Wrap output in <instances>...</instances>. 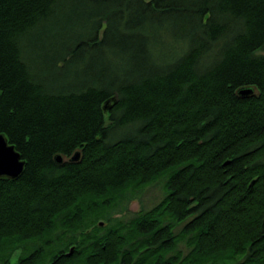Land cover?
I'll use <instances>...</instances> for the list:
<instances>
[{"label":"trees","instance_id":"trees-1","mask_svg":"<svg viewBox=\"0 0 264 264\" xmlns=\"http://www.w3.org/2000/svg\"><path fill=\"white\" fill-rule=\"evenodd\" d=\"M261 51L264 0H0V264H264Z\"/></svg>","mask_w":264,"mask_h":264},{"label":"rangeland","instance_id":"rangeland-1","mask_svg":"<svg viewBox=\"0 0 264 264\" xmlns=\"http://www.w3.org/2000/svg\"><path fill=\"white\" fill-rule=\"evenodd\" d=\"M262 53L264 54V51H262ZM165 182H166V179L163 178L149 185L148 187H145L144 189L140 191L126 193L121 203L117 202L118 204L116 205V213H115L116 215L113 218H116L122 223H127L130 219L138 215L141 211H148L151 208H153L164 197L163 186H165ZM128 198L129 200L126 201V199ZM90 218L92 219V217ZM101 221H102L101 226L104 227L107 224V222L103 219ZM84 224L85 225L83 226L90 225L87 222H84ZM73 231L74 230H72V232L69 233L64 227H59L57 230L53 232L52 236L48 238L47 246L54 245L57 243L60 244L62 242L68 241L69 237L72 235H75L79 230H77L75 233H73ZM175 231H178V230H175ZM77 234H79V232ZM79 239H78L79 241L81 242L83 241V237ZM178 247L182 249L183 252H185V247L183 246V244H179ZM19 256H20V248L15 251L14 256L11 258V264L15 263V261L17 260Z\"/></svg>","mask_w":264,"mask_h":264},{"label":"water","instance_id":"water-1","mask_svg":"<svg viewBox=\"0 0 264 264\" xmlns=\"http://www.w3.org/2000/svg\"><path fill=\"white\" fill-rule=\"evenodd\" d=\"M264 55L261 52H258ZM240 97H247L252 94V90L249 88L241 89L237 92ZM116 103L115 97H112L104 102L102 105V110L104 113ZM80 157L79 152H75L70 158L69 162H76ZM55 162L61 164L64 162V158L61 155L55 157ZM24 167V162L21 160L20 155L14 150V147L9 145L6 137L0 134V177H6L11 180H16L22 173ZM253 183V182H252ZM252 185V184H251ZM73 249L70 250L67 256H70Z\"/></svg>","mask_w":264,"mask_h":264}]
</instances>
